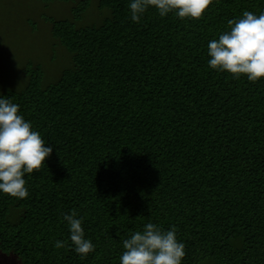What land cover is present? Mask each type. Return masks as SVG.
<instances>
[{
    "label": "trees",
    "instance_id": "trees-1",
    "mask_svg": "<svg viewBox=\"0 0 264 264\" xmlns=\"http://www.w3.org/2000/svg\"><path fill=\"white\" fill-rule=\"evenodd\" d=\"M96 1L98 24L81 21L88 0L50 19L69 54L55 82L36 65L1 93L53 150L25 174L26 198L0 193V249L23 264H120L122 240L151 221L176 226L182 264H264V77L207 64L208 41L264 0H212L199 19L150 7L139 23L128 0ZM73 209L95 244L85 258L54 247Z\"/></svg>",
    "mask_w": 264,
    "mask_h": 264
},
{
    "label": "clouds",
    "instance_id": "clouds-1",
    "mask_svg": "<svg viewBox=\"0 0 264 264\" xmlns=\"http://www.w3.org/2000/svg\"><path fill=\"white\" fill-rule=\"evenodd\" d=\"M212 0H128L130 19L139 23L151 7L161 17L175 13L178 18L199 19ZM227 31L207 44V64L217 71H227L233 78L246 75L249 81L264 77V11L245 10L239 18L228 19ZM19 104L0 94V193L26 198L25 174L39 170L53 148L19 112ZM84 217L75 209L63 213L69 229L67 241L57 239L54 247H71L81 258L95 250L85 237ZM70 241V244L68 243ZM120 264H182L184 243L177 239L176 226L168 229L151 221L122 240Z\"/></svg>",
    "mask_w": 264,
    "mask_h": 264
},
{
    "label": "rangeland",
    "instance_id": "rangeland-1",
    "mask_svg": "<svg viewBox=\"0 0 264 264\" xmlns=\"http://www.w3.org/2000/svg\"><path fill=\"white\" fill-rule=\"evenodd\" d=\"M73 1L0 0V94L8 89H22L28 79L26 69L40 65L42 83L48 85L69 66V54L52 37L49 21L72 18V7L78 0ZM97 6L96 0H88L83 24L101 21L102 12ZM17 209L11 210L12 221L17 218ZM0 264H23V261L0 249ZM199 264L213 262L205 259Z\"/></svg>",
    "mask_w": 264,
    "mask_h": 264
}]
</instances>
